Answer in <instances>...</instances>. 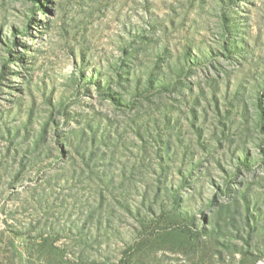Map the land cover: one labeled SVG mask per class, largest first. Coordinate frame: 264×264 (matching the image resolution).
I'll return each instance as SVG.
<instances>
[{
    "label": "rangeland",
    "instance_id": "1",
    "mask_svg": "<svg viewBox=\"0 0 264 264\" xmlns=\"http://www.w3.org/2000/svg\"><path fill=\"white\" fill-rule=\"evenodd\" d=\"M0 264H264V0H0Z\"/></svg>",
    "mask_w": 264,
    "mask_h": 264
}]
</instances>
